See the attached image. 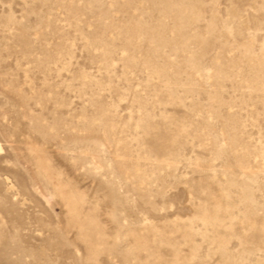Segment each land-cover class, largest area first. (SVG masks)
<instances>
[{
  "label": "rangeland",
  "instance_id": "1",
  "mask_svg": "<svg viewBox=\"0 0 264 264\" xmlns=\"http://www.w3.org/2000/svg\"><path fill=\"white\" fill-rule=\"evenodd\" d=\"M0 264H264V0H0Z\"/></svg>",
  "mask_w": 264,
  "mask_h": 264
},
{
  "label": "bare ground",
  "instance_id": "2",
  "mask_svg": "<svg viewBox=\"0 0 264 264\" xmlns=\"http://www.w3.org/2000/svg\"><path fill=\"white\" fill-rule=\"evenodd\" d=\"M2 150H3V149H2L1 144H0V152H1Z\"/></svg>",
  "mask_w": 264,
  "mask_h": 264
}]
</instances>
